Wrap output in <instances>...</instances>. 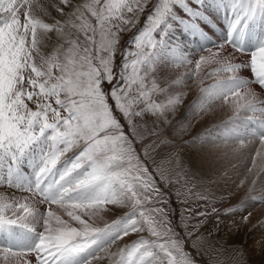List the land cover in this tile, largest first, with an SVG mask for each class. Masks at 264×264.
<instances>
[{"label":"snow or ice","instance_id":"1","mask_svg":"<svg viewBox=\"0 0 264 264\" xmlns=\"http://www.w3.org/2000/svg\"><path fill=\"white\" fill-rule=\"evenodd\" d=\"M73 4L0 0V264H95L101 253L114 257L111 264H197L173 238L164 209L145 207L161 203L164 193L143 158L155 150L145 140L157 133L139 121L151 114L154 123H171L168 113L175 116L181 106V120L202 119L206 105L231 99L233 115L216 133L206 130L209 139L198 134L184 144L207 148L230 137L232 152L240 154L246 141L258 140L251 163L264 171V99L252 86L264 92V0H90L74 10ZM221 7L231 19L228 42L181 59L196 70L216 65L209 75L224 76L185 104V92L169 91L179 81L157 83L169 56L177 48L185 52L176 29L199 36L202 16ZM146 8V24L130 38L135 51L125 47L122 62H115L119 33ZM53 33L60 43L45 55ZM253 40L254 50L246 51ZM154 94L165 99L156 102ZM173 159L169 174L165 165ZM156 172L169 184L191 182L179 153L156 164ZM108 205L128 211L109 222ZM144 231L156 239L140 237L108 252Z\"/></svg>","mask_w":264,"mask_h":264},{"label":"rangeland","instance_id":"2","mask_svg":"<svg viewBox=\"0 0 264 264\" xmlns=\"http://www.w3.org/2000/svg\"><path fill=\"white\" fill-rule=\"evenodd\" d=\"M89 2L90 0H74L73 10L77 5H84ZM146 10L147 8L145 9V11ZM211 13L215 17L221 15L219 8H212ZM55 14L57 15L58 18L63 19V17H60L58 13ZM142 14L143 13L139 15L138 21L140 20ZM128 15L130 16L131 14ZM88 20L93 25L95 24V19L90 15H88ZM138 21L134 26L137 25ZM76 23H80V21L77 20ZM226 23L228 22L226 21ZM141 24H143L144 26L146 24V20L144 23H140L139 25ZM201 24L206 26L210 25L203 17ZM214 24L217 25L216 22H214ZM126 27L128 30L121 31L119 33L120 40L118 45V51L116 52V55L114 57L115 62H122L123 60V56L121 57L122 50L120 43H122V45L125 44V47H127L129 50L135 51V49L131 46L132 40L130 38H132L133 34L137 33L138 30H142V28H137L133 30V32H131L130 35L127 36V33L133 27V25H128ZM72 31L74 33L76 32L75 29H72ZM78 35H79V39L83 41L84 33H78ZM179 35H183V33H181L179 29H176L174 39L180 41ZM59 43H60L59 38L56 36L55 33H53L51 35V40L48 42L47 47L43 50L44 54L49 55L52 52L53 48L57 46ZM180 47H182V44H180ZM178 49L179 48H177L176 50ZM176 50L174 51L175 53L173 52L174 53L173 58H177L178 53L180 58L174 62L173 60H171V55H170L168 60V66L164 69L163 74L170 73L173 75L175 74L174 72L182 71L186 69L188 70V68H190L188 70L187 76L182 75L179 83H175V84L172 83L174 89L179 91V88L185 87L183 81L187 77H195L197 75V72H199L201 69L196 70L195 72L194 63L191 65L189 64L187 65V63H184L183 61H181L183 65L180 64L181 65L180 66L178 64L179 60L181 59V57H185L187 55H183L182 51L177 52ZM196 52H198L197 55L200 54L206 55V53H201L202 50ZM206 67L215 68L216 65L205 66V68ZM128 71L130 73L131 69H129ZM190 72H195L196 74L189 75ZM247 74L248 73L245 72V75ZM219 76L220 77L211 76V75L204 76L205 78L202 79V81L205 82L202 84H206V82L208 81L209 85H211L216 79L223 78L224 75L220 74ZM167 82L171 83L173 81H167ZM147 83L148 86L150 87V81H148ZM157 83L160 84L161 86H166L164 78L161 80L158 79ZM209 85H203V86H209ZM133 88H135V86H133ZM188 88L189 86L184 90H187ZM153 99L156 102H160L165 99V96L163 94H154ZM230 101L231 99L228 102ZM214 104L222 106L224 102L215 101ZM31 106L35 110V106L34 105ZM232 115L233 113L228 114L223 119L224 121L220 120L217 124L213 123L212 127H210L211 124L209 126L208 125L204 126V122L202 123V119H204L205 117L199 120L198 118L196 120H192L193 122L190 121L188 118L181 120V117L185 116V107L181 106L177 111V113L175 114V116H173L171 112L168 113L171 123L168 124H165L163 122L154 123V121H156V117L152 116L151 114H148L144 118V120L139 121L142 125L146 124L148 130L155 129V132L157 133V135L148 136V139L145 140L144 142L145 144L153 143V148L155 150L153 151L152 149H149V157H143V158L147 160L150 169L155 173L157 178V184L164 193V195L160 197V200L162 201L161 203L146 204L145 207L149 209L152 207H162L164 209L165 215L167 219L171 221V226L173 227L174 230L173 238H179L181 240V245L183 249L193 259H195L197 264H264V247L257 249V253L259 255L262 254V256H258L261 259L257 262H255L254 258L250 254V252H252V249H247L249 248L250 245L252 246L256 245L255 243L261 244V239H264L263 233L259 235L257 234L256 236H251L250 233L251 226L249 222V218L252 216V214L257 212L259 209L264 208V202H253L251 200L252 196H256L259 199L264 200V171H260L258 168H252V163H251L252 158L255 156L254 153H256V151L258 150V146H260L259 141L256 140V142L254 143L253 142L248 143L246 141L245 144L242 146V153L237 154L238 157L233 156L235 158H240L237 165L234 166L235 167L241 166L243 168L242 174L244 175L246 174L247 176V174L249 175V173H253V172L257 173V177L255 179L256 181L255 187L251 191H249V189H246L244 192L245 195L243 194L242 197L241 195H239V197H237L235 202H231L232 196L230 195V193L226 192L225 190L223 191V187H221L222 183L220 182L219 179L220 177H223V173H220V171H218L216 173L219 176L215 175L216 174L214 167L215 163H212L213 167H211L212 165L210 164H204L203 167H198L200 151L207 152L203 150H208L209 147L204 148L201 145L193 146L191 144L188 145L184 144L185 140H190L193 136H196L198 134L202 135L204 139H209V137L206 136L207 135L206 129L211 131V128H213L211 132L216 133L217 126H220L222 123L227 122L229 117ZM137 119L139 120V118ZM193 123L197 124V126L194 128L192 127L194 125ZM141 131H144V129L142 128ZM160 138H163L166 141H172V143L161 144ZM228 138L231 139L230 137ZM221 139L222 137L214 141L215 143L217 142L219 143ZM137 147L138 148L140 147L139 143L137 144ZM175 153H179L180 155V160L183 169L185 170L186 173H188L187 178L191 181L189 184H184L183 180L181 181V183H176L175 179H173L171 184L166 183L165 179L163 177H160L159 173L156 172V164H159L162 160L166 159L170 154H175ZM222 157L223 156L221 155L219 157L217 156V159L221 160ZM226 157H230V155H226ZM257 159L259 164V158ZM153 160L155 161V163H153ZM226 164L228 166L230 165V163H226ZM174 165H175V159H173L172 164L165 165V168L169 170V174L171 173V169L174 167ZM250 168H252L251 172H249ZM201 176L205 178L201 179ZM207 178H211V180ZM242 180L243 179H240V182H242V184H244L245 186L247 184L246 183L247 181H245L246 180L245 178L244 181ZM105 207L112 208V211L110 212L106 211L104 213V219L107 221H110L115 215H117L115 218L120 217L122 213L128 210L126 208L119 209L118 207L115 206L113 207L111 205ZM229 207L231 208L234 207L235 209L233 208L234 210H232L231 212H225L224 210ZM58 211L62 212V210L59 209ZM199 213H205V215H199ZM249 213H251V215L248 216V219L245 222L242 219V217L248 215ZM64 218L69 219L66 216V214L64 215ZM263 218L264 216L262 217V219ZM100 223L102 225L103 221H100ZM258 229L264 231V220H261L258 223ZM140 235L146 239H150V240L156 239L155 237H152L150 233L144 231L143 233L130 235L129 237L116 241L108 249V252L109 253L117 252L119 248L124 247V245L126 243H129L131 239H133L134 241L137 240L138 239L137 237H139ZM160 242L163 241L161 240ZM101 256L103 257V259L97 260L95 264H111V259H114V257H110L108 254L105 253H101ZM197 259H200V261L198 262Z\"/></svg>","mask_w":264,"mask_h":264},{"label":"bare ground","instance_id":"3","mask_svg":"<svg viewBox=\"0 0 264 264\" xmlns=\"http://www.w3.org/2000/svg\"><path fill=\"white\" fill-rule=\"evenodd\" d=\"M205 66H209V65H202L201 70L199 72H197V75L195 77H187L183 81L185 87L179 88V91L174 89L173 84H172V86L170 88V92L173 90H175L176 92H180V91L185 92L186 93L185 104L192 102V101H195L197 99V97H199L201 95L200 94V88L202 86L201 81H202V79L205 78L203 76L204 75L203 73L207 68H209V67L205 68ZM174 73L175 74H173V75L170 73L169 74L168 73L162 74L164 81L166 80V81H179L180 82L182 75L187 76L188 70L186 69V70L177 71ZM216 77H220V76H216ZM186 84H188V85H186ZM188 86H189V88L187 90H184ZM252 86L257 90L258 93H261V99H264V95L261 92V90L257 86H255L254 84ZM229 103L231 104L232 101L224 103V104H222V106L215 105L214 102L206 105L207 109L202 114L203 117H205L204 119H202V123L204 122V126L205 125L209 126L211 124L210 127H212L213 123L217 124L220 120H223L228 114H232V109L229 106L230 105ZM181 110H183V109H181ZM199 119L200 118H198V120ZM196 126H197V124H194L192 127L194 128ZM197 131H199V130H197ZM221 137H222V139L220 140L219 143L218 142L215 143V141H214L209 146L208 150H203V151H207V152H201L200 151V153H199V155H200L199 164H198L199 166L198 167H203L204 164L212 165V163H215V166H214L215 167V173L218 171H220V173H223V177L219 178L220 182L222 183L221 187H223V191L225 190L226 192L230 193V195L232 196L231 202H235L237 197H239V195H241V197H242V195L244 194L246 189L252 190L255 187V184H256L255 179L257 177V173H255V172L249 173V175L247 174V176H246V174L245 175L242 174L243 168L240 165H239L240 167L234 166V165H237V163L239 162V159H240V158H235V157H238V155L233 153L231 150L232 147L235 146V144L232 143L231 139L225 138L223 136H221ZM223 142H225V143H223ZM258 149H260V146H258ZM220 155L223 156L221 160L217 159V156L219 157ZM226 155H230V157H226ZM233 156H235V157H233ZM244 158H245V156H244ZM226 163H230V165L228 166ZM257 163H258V159H257ZM231 165H232V167H231ZM211 167H213V165ZM213 170H212V172H213ZM215 175L219 176L217 173ZM244 178L246 179L245 181H247L246 182L247 184L245 186H244V184H242V182H240V179H243L242 181H244ZM253 181H255V184H253ZM3 191H4V189H0V192H3ZM5 194H7V193H5ZM53 207L55 208V206H53ZM263 216H264V208H261L257 212L252 214V216L249 218V222H250V226H251L250 227L251 231L250 230L249 231L251 233V236H256L257 234L259 235L262 233L264 234V231H261L258 229V223L261 220H264V218L262 219ZM107 217H108V214H107ZM252 239H255V238H252ZM255 244L256 245H254V246L250 245L249 248H247V249H252V252H250V254L254 258L255 262H257L261 259L258 256H262V254L259 255L257 253V249L264 247V239H261V244H257V243H255Z\"/></svg>","mask_w":264,"mask_h":264}]
</instances>
